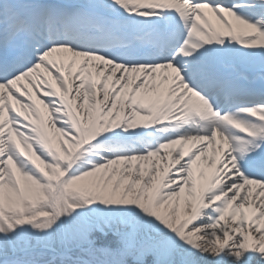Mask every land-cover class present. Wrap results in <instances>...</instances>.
Returning <instances> with one entry per match:
<instances>
[{"label": "bare ground", "instance_id": "bare-ground-1", "mask_svg": "<svg viewBox=\"0 0 264 264\" xmlns=\"http://www.w3.org/2000/svg\"><path fill=\"white\" fill-rule=\"evenodd\" d=\"M71 1H78L81 5L70 11L63 24L70 30L61 35L71 32L79 37H102L101 40L110 35L111 40L118 41L128 37L126 34L132 30H138L142 37L161 44L166 41L164 29L161 36L155 29H161L167 19L177 18L178 29L185 27L184 40L177 54L173 53L172 65H164L162 57L152 55L147 48L137 55H126L125 52H114L113 46L106 49V41L100 43L98 40L82 43L87 51L79 52L66 42L56 41L57 35L53 39L48 37L47 41H56L57 47L46 52H33V56L40 59L35 64L37 70L28 69L22 75L0 82V183L7 175L12 182L16 169L29 164L31 167L24 171L22 185L19 186V175L17 184L14 182L19 191L21 187L39 183L41 176L57 184L65 174L70 177L75 171L69 156L81 153L76 151L79 143L85 144L89 150L97 148L99 152L107 153L106 148L97 146V138L129 133H136L137 137L139 131L157 130L159 125L152 126L155 122L169 121L173 126L172 120L177 117L187 122V109L192 108L199 114L198 133L181 129L179 137L165 143L160 155L154 156L150 152L145 157L133 156L128 160L121 156L116 165L109 163L104 167L98 164L75 175L81 179L91 215H109L113 220L114 216L122 214L123 220H131L129 230L132 235L147 223V217L152 218L150 226L160 229V234L154 232L153 237L161 253L172 257L180 254L188 264H264V185L245 175L246 169L240 165L235 149L239 145L232 142L233 137L225 135L226 126L234 125L222 119L219 110H212L190 88L202 79L206 84L219 82L225 89L234 88L231 79L221 81V77L210 72L206 63L212 54L219 53L230 56L226 57L228 60L242 62L226 51L233 50L228 47L230 32L237 37L236 50L245 59L241 58L242 67L264 77V65L246 59H255L259 53H264V30L259 31L255 39L250 35L242 39L239 31L247 32L246 20L242 16L225 11L219 17L198 4L180 0H59V4H53L51 8L53 22L48 28L53 33H57L56 23L62 16V9H67L65 2ZM46 7L48 2L43 0H0V16L16 19L23 11ZM82 7L85 10L77 11ZM150 12H155V16L146 15ZM112 13L116 16L112 17ZM261 13L260 21L264 24V10ZM10 22L0 24L1 28L12 30ZM113 27L122 30L123 35L118 37ZM89 28L96 29L97 34L90 36ZM210 30L213 34L220 31L226 37L224 40L211 38ZM34 38H29V46L21 53L33 47ZM192 47L198 50L188 49ZM5 58L0 55V62ZM25 74L30 81L21 78ZM81 76L85 77L87 90H83L78 82ZM259 100L264 97L259 96ZM133 103L145 104L149 111L134 108ZM262 107L264 103L250 105L248 109ZM261 111L263 113V109ZM8 114L13 115V121L8 120ZM14 122L25 129V138L28 137L30 142L38 135V139L49 141L61 151L65 156L63 164L53 163L41 155L33 142V145L25 142L17 151L10 150L6 140L14 141V134L4 136ZM257 126V129L264 126V118ZM243 129L254 131L255 126L247 125ZM17 131L21 132L20 129ZM177 147H181L178 152L175 151ZM181 156L191 158L187 174L176 178L182 180L177 191L166 192L174 184L173 175L180 170L172 164ZM100 157L104 156L100 154ZM257 161L264 163V153L257 155ZM103 179H106L104 185ZM226 181L231 187L223 189ZM138 188L140 192H137ZM209 192L214 195L202 201L203 195ZM154 193L159 196L156 201L152 200ZM222 199L225 200L223 215L229 219L226 228L223 221L216 219L215 225L208 226L210 233L205 232V227L185 229L187 217L201 207L200 202L206 206L209 201ZM121 207L122 210L126 208V212H121ZM248 235L251 238L248 239ZM221 238L232 241L237 247L228 244L223 250V240L219 242ZM248 250L251 253L249 258Z\"/></svg>", "mask_w": 264, "mask_h": 264}, {"label": "rangeland", "instance_id": "rangeland-1", "mask_svg": "<svg viewBox=\"0 0 264 264\" xmlns=\"http://www.w3.org/2000/svg\"><path fill=\"white\" fill-rule=\"evenodd\" d=\"M217 16L220 15L217 14ZM246 24V30H254V22L246 21ZM241 32L243 31L241 30ZM214 34L211 30L209 31L210 36ZM232 34L230 32V35ZM225 35L222 33L223 37ZM233 38L230 37L229 43L235 47L236 43H234ZM54 46L53 43L48 46V49ZM34 70L36 69L34 68ZM24 78L27 81L31 80L27 75H24ZM79 83L83 90H87L85 77L80 78ZM192 115L190 108H188L187 117L190 118ZM7 118L9 121H13L12 114H8ZM17 129H20L21 132H18ZM11 133L14 134L15 140L10 142L6 140L10 150L17 151L23 148L25 142L31 145L35 143L40 154L42 153L41 155L47 157L53 163H58L56 159H60L61 162L58 164H63L62 161H64L65 156L57 148L56 153H54L53 149L47 145V143L50 145L49 141L38 139V135H35L36 139L32 140L33 143L30 142L28 137L25 138V129L19 126L17 122L12 124L7 134L4 133L5 136L3 134L4 138ZM231 133L233 134V132ZM160 137H163L162 132L158 131L155 134L146 135L145 139L134 140L133 144L104 137L98 141V144L106 148L107 153L98 152L99 150L96 148L90 151L85 149V154L78 157L76 161L71 162V167L75 171L71 173L70 177L65 174L57 184L52 183L45 176H41L39 183H31L24 188L21 187V191H19V187H16L14 182L17 184V175H19V186L22 185L24 171L27 170V167H31L29 164H25L24 168L16 169L17 173L15 171L16 176L12 182L11 179L9 180L11 177L7 175L6 179L0 183V264L4 262H13L14 264H142L140 261L145 259L147 262V259H152L151 254H154L151 264H188L185 257L180 254L172 257V255L166 256L161 253L160 246L153 237L154 232L160 234V229L150 226L152 218L147 217V223L140 227L137 234L132 235L129 230L131 220H123L122 214H117L113 220H110L109 215H103V217L92 216V211L85 200L81 179L75 177L84 169H93L98 164H102L104 167L109 163L116 165L118 158L121 156H125V160L131 159L133 156L137 158L145 157L147 152L158 156L165 149L164 145L157 141ZM157 142L159 145L156 147L154 144ZM262 142H264L263 136H260L259 140H254L255 145ZM61 144L64 147L65 143L63 141ZM148 147L153 148L147 150ZM180 150L181 147L175 149L176 152ZM100 154L104 157L101 158ZM175 162L172 166H176L180 170L173 175L174 184L169 186L165 190L166 192L179 189L182 180L176 178L184 177L187 174L191 158L181 156ZM11 166L16 167L14 163ZM36 172L39 173L40 171L36 169ZM30 177L35 179L31 175ZM105 183L106 179H103L102 184ZM222 187L223 189L231 187V183L226 181ZM139 189L137 192H140ZM53 192H55V196H53ZM229 192L230 194L233 193V191ZM212 195H214V192H209L206 196L203 195L202 201L204 199L209 200ZM158 197V193H154L152 200L156 201ZM224 202V199L214 202L209 201L206 206H203V202H200L201 207L190 215V227H205V232H208V226L215 225L216 219H218V221H223L224 228H226L229 219L223 215L225 211L223 208ZM126 210V208L124 210H122V207L120 208L121 212H126ZM60 222L65 226L67 232L68 240L65 245L62 244L63 241L59 235ZM76 226L81 229V233H78L77 243L72 241L70 237V229L72 227L76 228ZM247 226L249 227V225ZM22 237H26L25 242L28 243L35 240L41 242L35 247L16 250L17 244H20L17 240ZM107 238H109V241ZM249 238L251 236L248 235ZM222 240V238L219 239V242L222 243ZM229 242L223 240V250L226 249L228 244L229 246L232 244V241ZM232 246L237 247L235 243ZM250 256L251 253L248 250L247 258Z\"/></svg>", "mask_w": 264, "mask_h": 264}, {"label": "trees", "instance_id": "trees-1", "mask_svg": "<svg viewBox=\"0 0 264 264\" xmlns=\"http://www.w3.org/2000/svg\"><path fill=\"white\" fill-rule=\"evenodd\" d=\"M78 232H79V229L76 227V228H73L72 227V229H71V231H70V236H71V238H72V241H76V243H77V237H78ZM35 244H37V242H31V243H23V244H21L20 246L22 247H27V246H33V245H35ZM146 262V260H143L141 263L142 264H144Z\"/></svg>", "mask_w": 264, "mask_h": 264}]
</instances>
